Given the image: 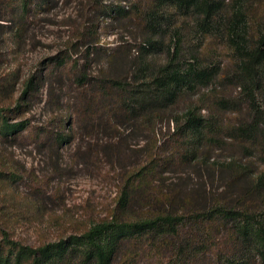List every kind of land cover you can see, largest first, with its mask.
I'll use <instances>...</instances> for the list:
<instances>
[{"label": "rangeland", "instance_id": "obj_1", "mask_svg": "<svg viewBox=\"0 0 264 264\" xmlns=\"http://www.w3.org/2000/svg\"><path fill=\"white\" fill-rule=\"evenodd\" d=\"M28 1L30 11L23 21L15 16L17 8L0 1V16L7 18L0 20V109L10 124L27 123L17 138L0 136V225L14 240L37 247L123 215L119 200L127 185L145 195L157 183L209 184V192L217 196L231 183L228 165L247 167L252 178L264 169V134L257 113L258 108L264 111V89L253 93L239 80L223 18L207 31L194 18H178L154 37L158 42L151 46L147 43L151 32L141 19L146 0H47L42 5L40 0ZM249 1L257 13L251 16L254 32L264 25V0ZM233 2L226 0L227 10ZM177 31L184 35L179 62L219 71L189 92L178 108L183 113L204 99L203 116L210 121L218 116L216 138L204 147L215 174L199 162L184 168L163 166L168 120L155 125V136L144 129L125 132L124 137L129 136L120 140L127 142L114 155L110 142L117 132L107 115L102 111L90 119L72 105L82 92L90 95L94 89H113L119 98L117 85L131 89L127 83L135 82L143 54L149 53L154 62L167 60ZM62 60L71 69L54 65ZM104 102L108 104V98ZM69 134L70 142H57ZM140 170L146 177L129 179L130 173ZM142 206L136 202L126 217L140 214ZM233 226L231 221L217 223L209 236L231 259L245 254V245L231 248Z\"/></svg>", "mask_w": 264, "mask_h": 264}, {"label": "trees", "instance_id": "obj_2", "mask_svg": "<svg viewBox=\"0 0 264 264\" xmlns=\"http://www.w3.org/2000/svg\"><path fill=\"white\" fill-rule=\"evenodd\" d=\"M0 1L18 9L15 13L18 20H25L30 11L28 0ZM46 3L47 0H40L41 5ZM250 3L249 0H234L227 10L226 0H146L147 11L141 19L151 32L147 43L151 46L157 43L154 37L166 32L164 30L178 18L183 21L194 18L196 25L205 31L217 18H223L222 30L237 58L239 80L253 93L263 90L264 25L251 32L254 26L251 16L257 13ZM0 18L7 21L4 16ZM175 36L177 39L173 51L171 47L167 51V60L154 62L149 59V53L142 55L136 67L135 82L127 83L131 89L117 85V90L123 93L119 98L113 96V89H94L90 95L82 92L72 100V105L79 115L90 119H96L102 111L107 115L117 132L115 140L110 142L114 155L120 153L122 144L127 142L120 140L125 132L144 129L155 136V125L168 120L169 136L163 143L167 155L163 166L184 168L199 162L207 169H214L215 174L216 168L209 166L210 156L204 147L216 138L218 116L211 121L203 116L204 99L201 104L189 105L183 113L178 108L189 92L217 77L219 71L186 67L179 62L181 36L184 35L178 32ZM54 65L67 70L72 67L67 60ZM104 97L108 98V104ZM257 110L264 134V111ZM121 127L124 133L120 132ZM26 129V122L10 124L0 109V136L17 138ZM71 139L70 134L61 135L57 142L66 144ZM145 154L153 153L146 150ZM228 166L231 183L217 195L218 198L209 192V184L180 186L170 183L164 187L157 183L145 195L127 185L119 200L123 215L94 223L81 234L37 247L14 240L0 225V264H206L216 259L217 264H264V169L252 178L253 172L247 167ZM141 171L130 173L129 179L137 181L146 177ZM211 183L213 185L214 181ZM136 202L143 205L140 214L126 217ZM226 221L234 224L229 233L231 248L245 245L242 257L231 259L230 255L221 254L220 245L209 237L213 236L214 225Z\"/></svg>", "mask_w": 264, "mask_h": 264}]
</instances>
